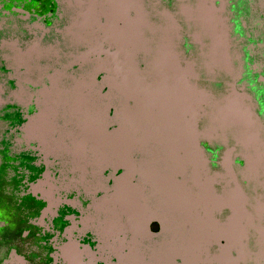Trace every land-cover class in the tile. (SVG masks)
<instances>
[{
	"label": "water",
	"instance_id": "1",
	"mask_svg": "<svg viewBox=\"0 0 264 264\" xmlns=\"http://www.w3.org/2000/svg\"><path fill=\"white\" fill-rule=\"evenodd\" d=\"M85 1L71 2L75 12L72 25L79 4ZM124 1L120 15L113 20L119 35L112 44L103 41L98 52L89 51L83 42H72L71 46L76 47L63 54L54 50L53 68L77 67L79 75L86 77L84 88L76 82L75 90L80 96L75 98L77 105L68 106L74 111L72 119L91 123V116L78 113L76 108L85 103L94 104L102 110L104 133L111 136V110L116 108L110 102L114 91L109 81L115 76L116 80L118 76L124 77L127 89L118 88L122 92L129 91V87L135 91L144 89L150 84L146 45L168 26L175 31L173 51L179 63L193 70V76L188 80L192 87V111L184 116V125L180 121L176 128L161 126L137 131L136 137H132L135 142L129 146V173L122 165L105 166L99 171V186L89 195L92 207L88 212L85 208L82 211L84 220L89 214L98 213L101 205L108 204L119 183H129L130 200L133 191L142 187L144 172L167 177L160 188L163 207L157 215L162 228L158 242L170 234L174 215L177 223L183 222L191 213L196 218L210 220L213 225L224 224L235 216L256 218V204L264 199V121L257 111L253 92L251 81L255 76L248 74V70L257 68L254 65L256 47H264V43H258L264 39V19L261 18L264 17V0L244 1L250 16L257 13V19L252 18L247 26L242 22L253 32L252 36L247 35L248 41L235 29L237 15L244 12L243 8L231 5L230 0H208L210 10L216 15L214 31L200 19V0H122V4ZM107 21L105 16L98 19L100 25ZM215 39L221 42L219 48L226 61L210 65ZM42 54L43 49L37 54L38 60ZM100 74H104L102 81H98ZM100 84L109 86L105 93ZM128 98L129 94L127 106L134 110L136 101L128 102ZM66 99L71 101L72 97ZM37 119V116L29 119L26 126L29 134ZM81 132L83 134L84 130ZM210 148H216L217 153H212ZM120 169L124 173L117 175ZM137 174L142 176L137 177ZM182 188L193 203L186 213L182 210ZM99 227L89 228L99 236ZM164 245L177 252L183 246ZM242 246L245 253L242 260L237 258L235 251L232 252L237 264H264V253L259 251L254 231L247 232ZM226 247L227 240L222 236L196 241L193 246L196 264H212L213 256ZM137 261L142 264L156 262L142 253ZM172 262L183 264L179 254L173 256Z\"/></svg>",
	"mask_w": 264,
	"mask_h": 264
},
{
	"label": "flooded vegetation",
	"instance_id": "2",
	"mask_svg": "<svg viewBox=\"0 0 264 264\" xmlns=\"http://www.w3.org/2000/svg\"><path fill=\"white\" fill-rule=\"evenodd\" d=\"M73 1L0 0V264H123L122 257L131 247L147 258L165 248L157 243L162 230L157 215L163 205L156 200L162 196L152 194L149 188L143 190L140 197L145 201L138 207L140 221L129 223V228L122 221V232L118 235L120 249L112 250L85 224L84 207L76 187L79 173L74 169L72 157L48 151L37 137L27 132L29 119L39 118L43 107L53 102L49 96L55 97L54 102L63 108L55 118L57 127H63L68 120L64 113L69 105H77L75 98L80 96L75 90L76 82L85 86L86 77L79 75L77 67H52L54 50L63 54L76 47L71 46L75 42ZM244 1L230 0L231 5L242 6L244 12L239 15L245 21L238 19L249 24L252 18L257 19V13L250 16ZM35 43L43 49L40 59L35 55L30 63L21 62L19 56ZM258 43L263 44L264 39ZM254 65L256 75L251 82L257 111L264 121L263 46L256 47ZM103 78L104 74H100L98 81ZM53 79L60 88L55 93L51 90ZM99 87L105 93L109 86ZM112 88L114 98L119 85L113 84ZM68 97L72 100H67ZM111 116V137L117 140L124 125L116 119V109L111 110ZM210 151L216 154L218 150L210 148ZM123 173L120 169L117 175ZM49 189L52 194L47 196L45 191ZM71 250L77 261L70 258Z\"/></svg>",
	"mask_w": 264,
	"mask_h": 264
},
{
	"label": "rangeland",
	"instance_id": "3",
	"mask_svg": "<svg viewBox=\"0 0 264 264\" xmlns=\"http://www.w3.org/2000/svg\"><path fill=\"white\" fill-rule=\"evenodd\" d=\"M105 1V2H104ZM125 1L122 0H86L78 6L74 30L72 37L75 42H83L89 51L98 52L102 49L103 41L113 43L119 35L114 26V18L119 16ZM131 5H129L130 7ZM201 14L200 19L205 25L214 31L216 15L210 10L208 0H200ZM105 16L108 21L104 25L98 23V19ZM237 18L245 21L241 15ZM235 29L239 30L248 41L253 35L252 29L242 25L237 19ZM174 28L168 26L164 31H159L154 37L152 43H147L146 53L148 56V65L150 70V84L144 89L129 91H118L110 102L116 108V119L124 125L123 133L120 139H114L104 133L105 120L100 114L102 110L94 104L85 103L83 106L76 108L78 113L82 112L85 116H91V123L82 122L80 119H72V109L64 116L68 118L65 125L58 128L55 122L58 110L63 109L61 105L54 102L55 97L49 96L48 99L53 101L43 107L39 118L29 130L31 136L37 137L42 146L52 153H67L73 159L74 169L79 173L78 183L76 184L81 196V202L87 212L91 209L89 195L97 189V175L105 166H124L129 173V146L135 142L132 139L136 137L139 130L156 129L159 127L176 128L179 122L184 125V116L190 115L192 111V87L188 80L193 76L191 67L181 65L174 47ZM243 36V37H244ZM213 44L214 55L210 65L217 61L225 62L226 59L221 50V42L217 39ZM42 51L39 43H35L26 53H22L19 59L23 63H30L34 60L35 55ZM247 54V52H245ZM102 65V64H101ZM103 66V65H102ZM248 74L256 75V68H249ZM116 76L109 82L119 85V89H127V80L124 77ZM120 78V79H119ZM51 90L55 93L60 90L58 81L53 79ZM124 86L121 87L120 85ZM93 88V87H92ZM129 94V101H136V108L129 110L126 98ZM67 109V108H66ZM81 129L84 130L83 134ZM60 135H57V133ZM142 187L133 191L136 198L129 200V183L127 181L117 184L116 190L106 205H101L98 213L89 214L85 220L87 227L94 225L100 226L98 233L107 246L112 250L119 251L120 241L118 235L122 232V224L129 228V223L139 222L141 219L140 209L145 199L143 190L149 188L152 194L161 196L160 188L167 177H162L155 172H144L142 174ZM62 179V177L60 178ZM63 179H65L63 177ZM52 194V189L45 191V195ZM139 196V197H138ZM181 200L183 208L190 209L193 203L187 199L185 189L182 188ZM160 202L161 199H157ZM188 206V207H187ZM257 217L253 219L235 216L230 218L224 224L213 225L210 220L196 218L191 213L184 217V221L177 223L175 215L172 223V230L168 237L157 243L182 244L180 250H170L165 246L164 251H156L149 255V259L156 261L155 264H173L174 255L179 254L183 264H196L197 254L193 246L200 239L209 240L214 236H222L227 240V247L219 250L212 258V264H237L232 256V252L237 253V258L242 260L245 257L243 251V241L247 232L254 231L257 236L260 253H264V199L256 204ZM186 215V214H185ZM101 223V224H100ZM140 233L138 228L137 234ZM139 235V234H138ZM143 241H136L142 243ZM174 248V247H172ZM140 252H135L134 248L129 249V253L122 257L123 264H134L138 260ZM70 258L77 261L76 253L71 250Z\"/></svg>",
	"mask_w": 264,
	"mask_h": 264
}]
</instances>
